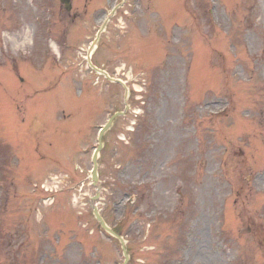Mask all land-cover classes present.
Wrapping results in <instances>:
<instances>
[{
  "label": "rangeland",
  "instance_id": "374dc122",
  "mask_svg": "<svg viewBox=\"0 0 264 264\" xmlns=\"http://www.w3.org/2000/svg\"><path fill=\"white\" fill-rule=\"evenodd\" d=\"M83 2L74 0L76 8ZM115 3L91 0L88 9L98 6L105 13ZM133 3L111 18L94 56L130 91L127 115L107 133L100 158L102 213L112 225L124 220L129 264H264L254 228L245 231L259 217L264 223V196L257 191L263 177L256 176L264 173V0ZM95 13L82 10L69 23L59 0H0V264L124 261L120 242L101 229L91 205L83 210L71 200L76 194L88 202L96 193L90 175L97 131L111 113L124 109L125 89L108 81L87 84V94L101 95L98 101L89 95L90 106L98 109L88 106L90 118L72 128L71 145L56 149L59 153L41 161L51 132L47 128L42 140L32 134L38 115L63 127V105L68 120L82 114L75 105L86 96L80 99L73 88L85 85L75 69L90 72L74 46L93 40L103 22L95 21ZM45 21L59 32L55 38L63 43L66 28L65 44L73 42L72 50L63 45L56 51L61 56L56 62L71 67L65 75L77 80L71 86L50 88L62 68L48 60L54 49L45 45ZM29 29L32 38L24 46L20 37ZM115 45L121 52H113ZM56 159L62 163L55 165ZM55 175L62 189L53 203H45L40 196L49 193L40 183L49 184ZM248 179L251 192L244 201L239 192ZM69 205L84 212L79 225L97 239L89 236L94 245L74 244L87 241L83 229H71L78 224L68 219ZM52 214L67 219L55 222ZM44 251L53 255L42 263Z\"/></svg>",
  "mask_w": 264,
  "mask_h": 264
},
{
  "label": "water",
  "instance_id": "95a60500",
  "mask_svg": "<svg viewBox=\"0 0 264 264\" xmlns=\"http://www.w3.org/2000/svg\"><path fill=\"white\" fill-rule=\"evenodd\" d=\"M65 1L67 2V5H68V7H69V5H70V1H69V0H65ZM101 147H102V141H100V145H99L98 149L96 150V152H95V154H94V158H93V161H94V172H93V177H94L95 180H97V174H96V170H97V162H96V161H97V155H98V152H99V150L101 149ZM95 211H96V214H97L98 218L102 221L103 226H104L105 228L109 229V228L106 226V224H105V222L103 221V219L100 217V215H99V213H98V211H97V208H95Z\"/></svg>",
  "mask_w": 264,
  "mask_h": 264
},
{
  "label": "bare ground",
  "instance_id": "6f19581e",
  "mask_svg": "<svg viewBox=\"0 0 264 264\" xmlns=\"http://www.w3.org/2000/svg\"><path fill=\"white\" fill-rule=\"evenodd\" d=\"M31 35H32V30L31 29H29L28 31H26V34L23 36V43H24V45L26 44V42H28L30 40ZM15 40H16V42H18L17 41V38Z\"/></svg>",
  "mask_w": 264,
  "mask_h": 264
}]
</instances>
